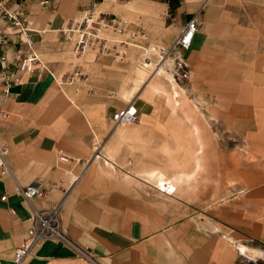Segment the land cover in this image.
Returning a JSON list of instances; mask_svg holds the SVG:
<instances>
[{
  "label": "crops",
  "instance_id": "0c3cea01",
  "mask_svg": "<svg viewBox=\"0 0 264 264\" xmlns=\"http://www.w3.org/2000/svg\"><path fill=\"white\" fill-rule=\"evenodd\" d=\"M137 2L23 0L22 28L0 13V38L7 55L5 73L0 74V144L8 147L5 157L12 171L2 173L0 166V264H16V247L30 224L31 207L18 184L46 189L45 198L33 199L37 207L63 201V225L72 240H44L23 264H63L80 249L99 264H264V0L150 3L157 16L150 22L151 34L144 35L149 45L154 40L158 46H172L200 11L190 46L178 49L189 64L187 85L194 98L212 110L227 106L208 118L212 123L222 120L223 133L212 124L203 127L202 114L188 113L194 120L192 133L187 129L178 144L177 150L184 151L183 164L171 179L196 174L203 164L199 152H225L227 164L232 162L229 152L235 146L229 139L220 144L219 135L241 136L242 149L256 154L243 166L244 179L228 196L205 213H185L182 219L172 218L167 199L131 179L154 181L156 186L166 176L155 171L158 168L140 165L131 153L139 145L147 152L171 150L176 133L168 122H161L163 113L150 96L155 82L144 85L136 73L124 78L123 71L115 70L112 79L101 77L111 69L104 67L106 57L100 51L94 63H78L87 74L82 83L64 80L77 65L72 58L75 27L85 11L117 14L127 29L131 21L123 15L135 14L127 4ZM7 6L15 8L18 2L9 0ZM115 42L125 45L126 40ZM113 44L117 48L110 54L127 53ZM130 44L136 46L129 48L135 58L141 45ZM168 58L173 61L174 55ZM90 68L93 72L88 74ZM163 70L160 67L158 73ZM171 99L178 101L177 95ZM128 105L137 108L139 119L115 125L113 113ZM192 163L195 170L186 171ZM127 165L145 167V176L117 171ZM194 177L184 178L182 184ZM241 246L263 255L251 257Z\"/></svg>",
  "mask_w": 264,
  "mask_h": 264
},
{
  "label": "rangeland",
  "instance_id": "374dc122",
  "mask_svg": "<svg viewBox=\"0 0 264 264\" xmlns=\"http://www.w3.org/2000/svg\"><path fill=\"white\" fill-rule=\"evenodd\" d=\"M128 1L129 0H124V2ZM153 1L155 0H138L137 5H134L133 3L129 5L127 4V7L132 8L135 13L133 14V16L127 14L123 15L131 21V26L129 25V27L127 29L125 28L126 30L122 32L115 30L113 27L107 29L104 28L101 31V35L108 37L105 50L99 49L98 46H90L86 51L78 53L73 49L72 58L77 65H75V67L73 68L72 73L68 72L67 75L73 74V76H75L76 78L75 80L82 83L87 74L86 72L84 73L82 71L83 69L80 67L81 65L79 66L78 63L85 64L86 62L90 61L94 63L97 59L96 57L99 56L96 52L100 51L104 53L100 55H104L106 57L104 61V67L107 69H111L110 73L106 71L101 72V77L105 79H112L114 75L113 70H115V72L117 73L118 71H123V74H126L124 78H130L131 74L136 73L138 76V83H143L144 85L148 84L149 81L152 80L153 82H155L157 86L153 88V90H149L150 96L151 98L155 99L156 102H158L156 104V109L163 113L161 122H168L170 124V128L172 129V133H176V135L173 134L171 136V150L147 152L141 151L144 146L139 145L136 147L138 149L137 151H135L136 153L134 151L131 153L135 155L136 161H138L140 165L145 166L146 164H148V168L161 169H156L155 171H159L160 173L161 171H163V173L165 172L164 174L166 176L164 180H171L176 184V186L185 182L184 178L189 181L192 175L195 177L191 180L193 183L190 182L188 183V185L182 184L183 186L181 187L177 186V191L175 193L167 194L169 195V197H166L164 195L166 193H163L158 189L157 185L159 183H156L157 185L155 186L154 181H152L153 184H151L138 177H133L131 179L134 180V182H136L138 186L142 188H148L152 193L156 194V196H162L167 199V201L170 203L171 210L174 211L173 214H171L172 218L182 219L186 217L184 216L185 213H205L206 210L209 209L212 205L217 204L221 198L228 196L235 187L239 186L241 181L244 179L243 166L252 163L254 158H256V154L251 151H245L242 149L243 139L241 136L235 135L233 137H228L226 135H219L218 140L220 144H227L229 142V144L233 143V146H235L234 152H229L231 156L230 160L232 159V162L229 161V164H227V153L225 152H199V154L203 156V164L201 169L198 170L196 174H181L174 180L171 179L175 177L179 170L182 169L184 151L177 150V148L181 147L178 144L182 142L187 129L191 130L192 133L194 120L190 119L192 115H189L188 113L196 112L202 114V117L204 119L203 127L207 126L210 128L212 124L213 127L218 128L220 133H223V131L226 130L221 128V125L223 123L222 120H214L212 123V120L208 119L210 117L209 114H212V112H216V106L212 110L211 105L207 102H198L197 99L194 98V92H192V90L188 88L186 81L187 77L183 79H175L171 71L166 69L162 63V65L160 64V66L163 67L165 71L163 70L161 73H158V68L151 72L154 64L159 58L158 55H153L154 53H158V45H156V41L154 40H152L150 45L147 44L146 40L144 39V35L151 34L150 22L155 23L156 21L155 18L157 14H154L150 6V3H153ZM99 12L100 11L98 10L95 11L96 14H98ZM120 39L126 40L125 45L121 42H115ZM141 39L144 40L141 41ZM131 42L141 45L140 48L137 47L138 53L136 54L135 58H132L129 54V48L136 47L133 46V44H130ZM113 43H118L119 49H126L127 53L120 56H116L114 55V53L110 54L109 50L111 51L114 50V48H117V45ZM153 47H156L154 51H152ZM147 51L149 52L150 56H152V61L154 62L149 66V68L144 66V62H147L148 60L146 59L145 54V52ZM166 63L172 65L173 61L168 58V60L166 59ZM92 70L93 68H90L88 74L93 72ZM77 72L79 73L77 74ZM60 80H62V78ZM64 80L69 81L67 77ZM123 81V83H125L126 80L124 79ZM177 92L178 94H176ZM176 95L178 101L171 99V97H174ZM177 102H179V104H176ZM218 107H220V109L217 110L219 112L227 110V106L225 107L219 105ZM121 124L127 125L128 123ZM226 140H228V142H226ZM196 142L198 143V141ZM193 147L197 149L198 146ZM211 160L214 161V163L211 164L212 167L210 166ZM215 160H217V164L215 163ZM184 168L186 171L193 172L195 170V163L194 165L192 163ZM144 169L146 168H132L127 165L124 168L117 169V171H119L123 175L134 176L135 174H138V176L144 177L146 173ZM158 181L162 182V179H158ZM180 204H182V206H180ZM254 258H258V256ZM63 264L99 263L94 257H89L87 255H84L83 253H79L76 257L66 261Z\"/></svg>",
  "mask_w": 264,
  "mask_h": 264
},
{
  "label": "built area",
  "instance_id": "2783aa9c",
  "mask_svg": "<svg viewBox=\"0 0 264 264\" xmlns=\"http://www.w3.org/2000/svg\"><path fill=\"white\" fill-rule=\"evenodd\" d=\"M9 0H0V13L2 16L10 20L17 27H23V11L22 2L23 0H17L18 6L11 8L7 6ZM207 1V0H205ZM199 12L195 13L183 27L182 33L175 39L172 46L166 47L164 45L158 46V53L153 55H158L159 58L154 64L151 72L155 69H160V64L162 63L164 67L171 71L175 79H183L189 75V64L188 62L179 54L178 49L180 47H189L194 33L200 23ZM76 29L78 32V37L74 41V50L78 53L86 51L90 46H98L99 49H106L107 37L101 35V31L104 28L113 27L115 30L122 32L125 30L124 21L118 15H108L106 13L99 12L95 13V9H88L85 11L84 15L77 22ZM70 30V28L68 29ZM3 38H0V74L4 75L7 60V55L3 51L2 44ZM156 47L152 48L154 51ZM147 62L146 64H153L152 56L149 52H145ZM173 63L170 65L166 63V59L169 56H173ZM161 64V65H162ZM159 69L157 72H159ZM79 72H77L78 74ZM69 81H74L76 78L73 74L67 75ZM113 121L115 125L121 123H132L139 119V113L134 105H128L121 109H118L113 113ZM8 152V147L5 144H0V166L2 173H11V168L6 160V153ZM165 188H158L163 193L173 194L177 191V186L170 180L164 181ZM18 190L23 195L27 204L31 207V217L30 224L27 228L25 237L19 243L15 250V262L16 264H23L26 257L31 253L32 249L47 239H59L66 243H71L72 240L69 236L68 229L63 225L62 219V205L63 201H58L52 205L37 207L33 203L35 197L45 198L47 196V191L37 185L18 184ZM240 250V249H239ZM241 251V250H240ZM80 253L93 257L89 251L86 249H80Z\"/></svg>",
  "mask_w": 264,
  "mask_h": 264
},
{
  "label": "bare ground",
  "instance_id": "6f19581e",
  "mask_svg": "<svg viewBox=\"0 0 264 264\" xmlns=\"http://www.w3.org/2000/svg\"><path fill=\"white\" fill-rule=\"evenodd\" d=\"M165 181V180H164ZM164 181L159 183V186H157L159 189L160 188H165V184ZM171 181V180H170ZM174 183V182H173ZM175 184V183H174ZM176 185V184H175ZM161 191V190H160ZM162 192V191H161ZM242 251H244L247 255L252 256V257H256V256H262L263 253L256 251V250H252L246 247L241 246Z\"/></svg>",
  "mask_w": 264,
  "mask_h": 264
}]
</instances>
